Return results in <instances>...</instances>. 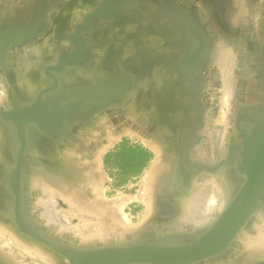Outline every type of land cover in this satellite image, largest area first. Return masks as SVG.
I'll return each instance as SVG.
<instances>
[{
    "label": "bare ground",
    "instance_id": "bare-ground-1",
    "mask_svg": "<svg viewBox=\"0 0 264 264\" xmlns=\"http://www.w3.org/2000/svg\"><path fill=\"white\" fill-rule=\"evenodd\" d=\"M56 1L41 12L38 0H0V27L37 21L39 29L0 51V110L22 112L40 96L61 112L51 128L59 136L25 125L23 217L70 248L118 245L150 226L195 239L245 181L238 117H264V0ZM245 27L248 36L234 39L224 30ZM17 134L0 117V257L69 264L17 232L9 188ZM125 137L154 154L137 223L105 188V159ZM194 264H264V198L224 252Z\"/></svg>",
    "mask_w": 264,
    "mask_h": 264
},
{
    "label": "water",
    "instance_id": "water-1",
    "mask_svg": "<svg viewBox=\"0 0 264 264\" xmlns=\"http://www.w3.org/2000/svg\"><path fill=\"white\" fill-rule=\"evenodd\" d=\"M52 1L40 0L43 6L38 8L44 12L48 3L51 4ZM98 15L96 14L95 17L97 18ZM10 25L12 27H0V51L8 44L21 46L32 32L35 34L39 30L37 21H33L28 27L13 23ZM91 26L93 27V23L86 29H91ZM65 65L67 66L63 59L59 61L55 70L63 71ZM56 86L55 81L54 88ZM45 91L49 92V89ZM48 104V100L43 101L39 96L30 107L24 106L22 112L0 110V117L16 127L20 143L18 163L12 173L13 177L9 186L10 192L15 198L13 220L21 234L47 245L61 257L67 259L69 264H194L200 262L224 252L258 203L264 198V117H259L253 111L250 113V118L238 117L236 124L237 130L243 138L242 145L238 147L240 152L237 160L238 171L245 177V181L218 221L207 231L196 235L197 237L193 240L185 239L179 235L158 236L127 246L70 248L50 236L38 233L25 220L21 212L20 183L22 160L26 149L25 125L35 123L44 134L48 136L51 134L52 137L59 136L52 134L53 129L51 128L60 126L61 121L55 113V111H60L59 109H50ZM64 119L67 120L66 117ZM242 122L250 124L251 127L246 129L239 126ZM0 264L7 263L0 257Z\"/></svg>",
    "mask_w": 264,
    "mask_h": 264
},
{
    "label": "rangeland",
    "instance_id": "rangeland-1",
    "mask_svg": "<svg viewBox=\"0 0 264 264\" xmlns=\"http://www.w3.org/2000/svg\"><path fill=\"white\" fill-rule=\"evenodd\" d=\"M38 2L40 3V0H38ZM56 2H57L56 0H53L51 4H55ZM249 23L250 24H248V27L253 24V19ZM246 29L247 27H245L244 29L224 28L228 37L230 38L232 36V39L238 37L239 35L248 36L247 34L249 31L246 32L247 31ZM153 159H154V154H152V152H150L149 149H147L140 143L132 142L127 137L123 138L120 143L114 146V148H111L105 159V172H106L105 188L107 189V193H106L107 198L110 202L116 204L117 206H119V208H121V217L122 216L124 217V215L126 216L130 215L128 217L131 219L133 223H137L139 217L145 211V205L138 198L140 192L139 183L144 177L146 170L151 166V162ZM17 232L19 231L17 230ZM159 233L160 235L162 234L161 236H168V233L159 232L158 228H156L155 226H150L146 229V231L143 234L135 238H130L128 239L127 242L123 241V242H119L118 245L117 243H112L110 245H104V246L109 247L111 245L112 246L132 245L150 239ZM178 234H180V232L169 235H178ZM19 235H22L24 237L23 234H19ZM53 238L56 240L58 239L57 237H53ZM100 247H96V248H100ZM80 248H86V247H80ZM5 262L7 264H10L7 260Z\"/></svg>",
    "mask_w": 264,
    "mask_h": 264
}]
</instances>
